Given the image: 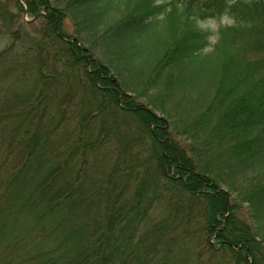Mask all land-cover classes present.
<instances>
[{
    "label": "trees",
    "instance_id": "trees-1",
    "mask_svg": "<svg viewBox=\"0 0 264 264\" xmlns=\"http://www.w3.org/2000/svg\"><path fill=\"white\" fill-rule=\"evenodd\" d=\"M25 2L0 0V264H264V0Z\"/></svg>",
    "mask_w": 264,
    "mask_h": 264
},
{
    "label": "rangeland",
    "instance_id": "rangeland-1",
    "mask_svg": "<svg viewBox=\"0 0 264 264\" xmlns=\"http://www.w3.org/2000/svg\"><path fill=\"white\" fill-rule=\"evenodd\" d=\"M23 3L24 6H27L25 0H1V3L4 7H7L14 15H20L24 21H29L31 19H33L27 12H23L22 14L19 11V6L18 4ZM234 22V19L229 16L228 14H224L223 16L217 18H209L205 21L201 22V25L206 28V29H210L213 32H217L218 28L221 25H225V24H231ZM43 23L41 22V18L38 19L37 22L34 23V27L38 28H42ZM67 29L69 32L73 31V27L70 24H67ZM33 26L32 28L35 29ZM6 43V39L2 36H0V48L2 46H4Z\"/></svg>",
    "mask_w": 264,
    "mask_h": 264
}]
</instances>
